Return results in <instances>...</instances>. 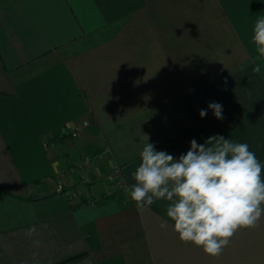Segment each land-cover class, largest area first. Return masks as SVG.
<instances>
[{
	"label": "crops",
	"instance_id": "obj_1",
	"mask_svg": "<svg viewBox=\"0 0 264 264\" xmlns=\"http://www.w3.org/2000/svg\"><path fill=\"white\" fill-rule=\"evenodd\" d=\"M259 18L264 0H0V264H264V216L212 257L178 238L168 201L126 191L147 142L179 158L223 136L264 164ZM80 154L118 168L119 189L67 175Z\"/></svg>",
	"mask_w": 264,
	"mask_h": 264
},
{
	"label": "clouds",
	"instance_id": "obj_2",
	"mask_svg": "<svg viewBox=\"0 0 264 264\" xmlns=\"http://www.w3.org/2000/svg\"><path fill=\"white\" fill-rule=\"evenodd\" d=\"M251 42L264 56V18L255 21ZM208 108L223 119L222 105L210 102ZM199 115L205 117L207 110ZM140 160L135 183L126 189L130 198L140 209L168 201L166 215L178 238L202 247L209 256L221 255L238 229L255 227L264 216V164L247 143L223 136L209 137L203 144L193 139L177 158L147 142Z\"/></svg>",
	"mask_w": 264,
	"mask_h": 264
},
{
	"label": "rangeland",
	"instance_id": "obj_3",
	"mask_svg": "<svg viewBox=\"0 0 264 264\" xmlns=\"http://www.w3.org/2000/svg\"><path fill=\"white\" fill-rule=\"evenodd\" d=\"M233 103V102H232ZM232 105L229 106V108H231ZM239 103H234L233 104V107L234 109H239ZM220 120H224V119H220ZM241 120V119H239ZM86 123H89L88 126L91 125L90 123V120H86L85 121ZM84 122V124H85ZM88 126H83L82 125V128H80V126H78L76 128V130H73V133L76 137L78 134H80V132L84 131ZM81 130H80V129ZM78 133V134H77ZM47 140L45 141L44 145L46 146L47 144ZM64 148V147H63ZM65 150V154H66V157H67V153L69 152L68 150ZM109 149L108 147L105 145L102 149V151L98 154V158L96 159L97 160V163L98 164H101L100 166H102L103 164H106V161L110 158V155H109ZM69 159V158H68ZM95 161L92 159L91 155H88V154H85V155H82L80 154V158L79 160H75L74 163H72V165L70 164V162H68V166L66 167L67 169V173L65 171V173L68 175L69 173L70 174H73V175H79L80 176V181H82V186H86V184L88 183H91V182H100V183H106L107 184V194H108V190H116V189H119L120 187V181H119V170L118 168L115 170H112L110 171L109 169H107L106 167V173H105V177L104 176H100V175H95ZM71 171V172H70ZM64 173V172H63ZM61 191H65L67 193H69L70 195L73 194V191H71L70 188H67L65 189L64 187H62ZM110 193V192H109ZM111 194V193H110ZM72 196H75V194H73ZM94 197L91 198V200H94L92 202L96 203V200L95 199H98L99 197L93 199ZM91 202V203H92Z\"/></svg>",
	"mask_w": 264,
	"mask_h": 264
},
{
	"label": "built area",
	"instance_id": "obj_4",
	"mask_svg": "<svg viewBox=\"0 0 264 264\" xmlns=\"http://www.w3.org/2000/svg\"><path fill=\"white\" fill-rule=\"evenodd\" d=\"M88 125H89V123H86V122H85V124H83V126H88ZM80 128H82V127H80ZM80 128H79V129H80ZM110 192H112V190H110ZM90 201L92 202V201H94V200H91V198H90ZM92 204H94V202H92Z\"/></svg>",
	"mask_w": 264,
	"mask_h": 264
}]
</instances>
